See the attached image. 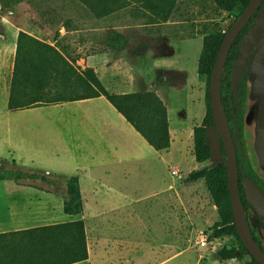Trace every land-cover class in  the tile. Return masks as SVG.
I'll return each mask as SVG.
<instances>
[{
    "label": "rangeland",
    "instance_id": "obj_1",
    "mask_svg": "<svg viewBox=\"0 0 264 264\" xmlns=\"http://www.w3.org/2000/svg\"><path fill=\"white\" fill-rule=\"evenodd\" d=\"M239 13L238 8L223 9L215 0H176L167 20L134 0H129L105 16H97L82 0H0V30L8 27L10 35L19 30L29 31L28 33L55 44L80 67L82 66L78 60L89 56L106 57L110 63L120 55L128 56L127 52L130 53L134 46H128L126 51H122L109 45L111 38L117 33L125 35L129 45L136 43L144 48L153 45V59L147 69L151 73L153 61L160 74L154 78L153 83L155 88L160 89V96L169 109L175 166H180L187 173L191 168L189 160L194 156V128L201 124L207 111V78L198 70L204 39L214 33L226 35ZM263 17L264 7L256 14L250 27L260 26ZM252 52L244 119L236 138L246 161L264 181V37L256 43ZM14 121L22 126L18 131H11L12 135L8 136L7 131H1V152L7 151L9 139L28 149L38 144L46 149L55 146L53 141L60 138L56 127L49 126L50 123H56L54 112L19 115ZM45 125L48 126L45 128ZM178 128L182 130V140L176 131ZM209 132L213 155L201 163L200 167L208 166L219 173L227 160L223 156L216 128L211 127ZM183 143L188 148H184V154L179 153ZM7 161L2 167L17 168L13 160ZM193 161L197 163L196 158ZM24 166L36 168L33 165ZM180 174L181 172L177 175L178 178L176 176L174 242H169L175 256H170L172 252L169 249L162 252L155 250L147 255H140L134 264H245L251 260L248 251L242 259L216 256L221 248H238L241 242L235 235L213 237L214 227L222 224L223 219L205 179L189 183ZM169 177H172L171 173ZM240 220L243 229L255 244L264 247V227L258 220L256 211L251 206H243ZM164 226H168L167 221L160 227L153 221L151 228L157 231ZM202 233L209 236L205 247H201L198 242ZM131 248L129 244L127 250ZM108 260V263H114L118 261V256L114 255ZM122 264L129 263L122 260Z\"/></svg>",
    "mask_w": 264,
    "mask_h": 264
},
{
    "label": "crops",
    "instance_id": "obj_2",
    "mask_svg": "<svg viewBox=\"0 0 264 264\" xmlns=\"http://www.w3.org/2000/svg\"><path fill=\"white\" fill-rule=\"evenodd\" d=\"M19 31L10 35L8 27L0 30V136L2 130L8 136L20 129L22 125L14 121L19 115L54 112L56 123L49 126L56 127L60 138L46 149L42 144L28 149L9 139L0 158L47 172L77 175L84 209L80 214L64 212L65 183L56 191L40 181L36 186L28 180H0V232L83 219L89 257L74 264H122V260L134 264L140 255L166 249L175 256L169 242H174L178 176L171 172L177 169L186 178L201 163L193 161V154L191 168L185 173L175 166L172 141L165 149L153 147L105 96L9 111ZM128 46H134L128 56L120 55L113 63L98 55L78 62L82 68H94L110 92L155 90L160 96L153 83L160 76L153 61L152 75L147 69L153 45L144 48L127 43L120 49L126 51ZM176 131L181 138L182 130ZM180 146L179 153L184 154V143ZM153 221L159 227L167 221L168 226L153 231ZM129 244L132 248L127 250ZM114 255L118 261L108 263Z\"/></svg>",
    "mask_w": 264,
    "mask_h": 264
},
{
    "label": "trees",
    "instance_id": "obj_3",
    "mask_svg": "<svg viewBox=\"0 0 264 264\" xmlns=\"http://www.w3.org/2000/svg\"><path fill=\"white\" fill-rule=\"evenodd\" d=\"M82 1L87 3L97 16H105L129 0ZM134 1L153 10L163 20L169 18L176 4V0ZM215 1L226 10L238 8L239 15L250 2V0ZM263 7L264 0L236 38L226 59L221 79L224 110L237 149L242 205L251 206L253 209L254 207L245 198L242 181L250 177L263 191L264 181L246 161L236 137L244 119L248 73L253 57L252 51L249 54L244 51L243 41L254 17ZM224 37L225 34L220 33L205 37L198 67L199 73L206 76L208 86L207 111L201 124L194 128V155L199 163L206 162L213 155L211 143L207 139L210 128H216L212 113L210 79ZM127 43V37L122 33H117L111 38L109 45L113 49H120ZM99 96H105L153 147L165 149L171 145L168 108L155 90L110 92L94 68L77 66L55 44L24 30L19 31L8 100L9 111ZM216 131L221 140L223 156L227 160L223 141L217 128ZM7 162V159L0 158V180H30L33 185H36V181H40L55 188L56 191H60L62 184L65 183L64 212L67 214L83 212L84 201L77 175L47 172L40 168L31 169L17 164L16 161H13V164L17 168L2 167V164ZM215 172L208 166L199 167L189 172L185 180L190 183L205 179L223 219L222 224L214 227L213 237L235 235L241 242L238 248L223 247L218 250V253L223 259H242L248 250L240 239L234 220L227 163L223 165L219 173ZM257 218L264 227V219H261L258 214ZM259 248L264 251V247L260 244ZM250 255L251 260L246 261L245 264H261L252 254ZM88 257L87 234L83 219L0 232V264H74L87 260Z\"/></svg>",
    "mask_w": 264,
    "mask_h": 264
},
{
    "label": "water",
    "instance_id": "obj_4",
    "mask_svg": "<svg viewBox=\"0 0 264 264\" xmlns=\"http://www.w3.org/2000/svg\"><path fill=\"white\" fill-rule=\"evenodd\" d=\"M262 1L263 0H250L247 7L242 11L239 17L231 25L229 31L226 33L224 40L220 46L217 59L212 71L210 79V94L212 103V113L216 123V128L220 133L226 152L228 166V185L236 227L240 235V239L248 250V252L252 254L261 264H264V251L255 244V241L246 233L241 224L240 215L243 205L240 189L237 149L228 117L225 114L221 92L222 73L226 63V59L229 55V51L232 48L241 30L257 11ZM261 25L264 26V18L261 21ZM256 32L257 37L255 38L254 43L250 46L249 50H251L255 46V44L263 35L262 30L259 28L256 30ZM207 139L211 141L210 132H208L207 134ZM242 184L245 189L246 200L254 207L258 216L261 219H264L263 189L250 177L243 179ZM239 252L240 251H238V253ZM216 256L221 257L218 252L216 253Z\"/></svg>",
    "mask_w": 264,
    "mask_h": 264
},
{
    "label": "flooded vegetation",
    "instance_id": "obj_5",
    "mask_svg": "<svg viewBox=\"0 0 264 264\" xmlns=\"http://www.w3.org/2000/svg\"><path fill=\"white\" fill-rule=\"evenodd\" d=\"M264 18V17H263ZM262 18V19H263ZM262 21V20H261ZM261 29L262 30V32H263V35H262V37L261 38H263L264 37V26H262V25H260V26H251L249 29H248V31H247V35H246V37H245V39H244V41H243V49H244V51L245 52H247L248 54L253 50V48L255 47H253L251 50H249L250 49V46L254 43V41H255V38L257 37V32H256V30L257 29ZM260 38V39H261ZM259 39V40H260ZM256 45V44H255ZM250 51V52H249Z\"/></svg>",
    "mask_w": 264,
    "mask_h": 264
},
{
    "label": "built area",
    "instance_id": "obj_6",
    "mask_svg": "<svg viewBox=\"0 0 264 264\" xmlns=\"http://www.w3.org/2000/svg\"><path fill=\"white\" fill-rule=\"evenodd\" d=\"M172 175H179V171L177 169H174L172 170ZM208 239H209V236L206 234V233H202L200 235V239H199V244L201 247H205L208 245Z\"/></svg>",
    "mask_w": 264,
    "mask_h": 264
}]
</instances>
